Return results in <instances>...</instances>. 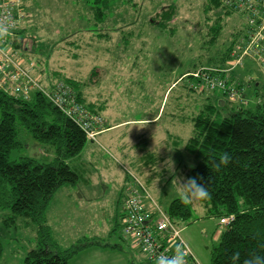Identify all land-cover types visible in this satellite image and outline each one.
Returning a JSON list of instances; mask_svg holds the SVG:
<instances>
[{
	"label": "trees",
	"instance_id": "obj_1",
	"mask_svg": "<svg viewBox=\"0 0 264 264\" xmlns=\"http://www.w3.org/2000/svg\"><path fill=\"white\" fill-rule=\"evenodd\" d=\"M77 1L79 2L77 6H80L81 0ZM132 1L134 0H128V2ZM63 2L67 5L69 1L63 0ZM82 2L85 4L82 11L78 10L75 14L83 20L78 19L79 22L69 23L66 18L72 19L73 16L68 11L63 14L65 21L58 22L61 28H54V30L60 29L61 38L53 43L51 49L42 45L38 34L39 28L35 25L30 26L29 23L34 16L29 11V5L27 10L25 8V16L20 26L10 34L9 39L11 47L18 51L24 64L30 68L33 76L41 84L49 88L58 81L70 85L80 102L91 112L103 117V131L99 133L101 135L109 129L103 113L106 102L88 99L84 90L86 85L84 79L68 75L61 70V67H50V58L55 46L57 42H63L79 49L82 46L77 40L85 38L86 34L89 37L87 45L92 46L94 35L101 40L110 41L113 37L111 33L117 31L120 36L114 49L125 52L133 47L135 39L141 41L144 34L141 30L137 31L135 22L121 21L124 17L120 12L122 6L119 7L117 4L126 0H82ZM204 12L208 20L210 13L214 20L212 24L209 22L206 24L208 31L206 35H202L204 41L206 38L205 42H216L227 20L236 15L243 20L241 28L232 33L231 42L225 50L217 56L218 58L206 64V66L224 67L232 60L231 53L245 34L248 26L245 20L246 14L237 13L227 7L225 0H207ZM115 13H117L116 18ZM178 16L179 6L176 2H172L152 14L145 25L148 26V31L155 28L167 30L176 22ZM109 20L113 27H104ZM62 26L73 27L62 29ZM203 65L195 64L193 69L182 73L167 88L168 91L173 85L177 86L179 81L188 78V82L183 86H188L192 90H189L190 93L206 94L201 109L191 117L192 135L184 142L175 139L176 148L178 150L180 146L179 150L183 149L197 160L195 168H190L188 172L189 177L203 176L205 182L211 177L209 190L212 198L201 202L208 212L218 215L220 219L234 215V219L225 225L218 244L212 249L210 264H231L230 257L234 251L240 252L242 264L252 252L264 254V73L253 58L246 57L244 63L234 68L228 75L231 83L244 88L246 101L231 102L219 89L191 86L196 80L189 73ZM256 69L261 75L257 78L254 73L253 75L250 73ZM98 70L94 68L91 74H97ZM90 78L93 80L92 76ZM217 90L219 94L215 93ZM0 113V209H10L13 218L31 217L39 226L37 246L28 252L22 264H71V257L83 248L90 245H107L97 238H92L79 239L73 245L63 248L54 237L46 216L47 207L54 193L61 186L76 184L80 179L79 173L70 164V158L78 156L88 141L97 140L89 138L76 122L37 89L32 90L27 98L0 89ZM24 130H28L41 144L54 150L55 157L52 162H41L32 157L11 159L13 149L25 145L22 138ZM138 144L140 146L141 143L137 142L133 146L136 147ZM149 148L148 144L143 143L140 149L143 154L139 159L124 154L128 159L131 158L130 161L139 176L129 173L126 175L127 183L123 186L118 210L113 217L114 226L111 230L113 233L121 228L124 231L123 203L127 187L134 183L138 186L137 181H140L150 191L155 173L164 178H166L164 174H168L164 167L159 171V164L166 160L168 155H164L162 149L158 156L157 152L153 155L148 152ZM225 151L233 156V161L227 166L216 169L215 164L218 162L219 154ZM181 161L183 162V158L177 154L176 165ZM155 166L158 168H154ZM171 179L170 176L168 180ZM147 210L151 211L153 216L157 215L158 211L151 201ZM163 210L180 227L192 217V205L185 206L178 197ZM2 254L3 244L0 241V260Z\"/></svg>",
	"mask_w": 264,
	"mask_h": 264
},
{
	"label": "rangeland",
	"instance_id": "obj_2",
	"mask_svg": "<svg viewBox=\"0 0 264 264\" xmlns=\"http://www.w3.org/2000/svg\"><path fill=\"white\" fill-rule=\"evenodd\" d=\"M27 1L29 11L34 16L29 24L39 28L42 45L49 46V49L61 38L60 29L54 28H61L58 22L65 21L63 14L68 11L73 16L72 19L66 18L69 23L83 20L75 14L78 10L82 11L85 5L82 0L78 7L77 0H67V5L63 0ZM172 2L179 6L176 22L167 30L155 28L148 31L145 24L149 22L150 16ZM206 3L207 0L118 2L117 6H122L120 12L124 16L121 21L135 22L137 31L141 30L144 34L141 41L135 39L133 47L125 52L114 49L120 36L117 31L111 33L113 37L110 41L94 35L92 46L87 45L89 37L86 34L85 38L77 40L82 46L79 49L68 43L57 42L50 58V67H61L68 75L84 79L88 99L106 102L103 113L110 122L153 118L160 113L153 120L156 123L122 124L114 131L99 135L97 141H88L78 156L70 158V164L79 173L80 179L76 184L61 186L47 207V223L54 237L63 248L79 239L97 238L101 243L109 246L118 244L122 249L116 252L115 257L106 258L98 254L97 248H91L83 252L87 254L72 256L71 264H155L132 237L125 235L122 228L111 232L114 226L112 218L122 187L127 183V173L137 174L131 158L127 157L130 155L139 159L143 154L140 149L146 140L150 146L148 152L153 155L157 152L158 156L161 149L164 155L171 156L174 161L177 154L181 155L183 162L178 163L176 168L186 177H189L190 165L197 162L182 148L179 150V144L177 150L175 139L184 142L192 135L191 117L201 109L206 94L190 93L192 90L183 86L188 78L179 81L177 86L173 85L168 91L167 88L182 73L193 69L195 64L206 65L218 58L231 42L232 33L243 25V20L236 15L226 21L216 42H205L206 38L204 41L202 35L208 31L206 24L214 22L211 13L210 20L206 17ZM116 16L117 13L114 14ZM66 27L62 26V29ZM104 27L113 25L109 20ZM94 68L99 69L97 74H91ZM253 72L256 78L261 76L257 69ZM215 93L219 94V90ZM136 122L139 121H132ZM22 138L25 145L13 149L10 155L12 160L32 157L41 162L53 161L54 150L41 144L31 132L24 130ZM137 142L141 143V147L139 144L133 146ZM123 145L128 148V156L122 154ZM163 161L159 164V171L164 167ZM158 175L155 173L150 191L154 201L167 209L178 196L168 180L170 175L164 174L168 179ZM38 227L31 217L13 218L10 209H0V241L3 244L1 264H22L28 252L37 246ZM224 228L220 217L209 213L202 203L192 205V217L181 225V234L199 264L211 263L212 249L218 244Z\"/></svg>",
	"mask_w": 264,
	"mask_h": 264
},
{
	"label": "built area",
	"instance_id": "obj_3",
	"mask_svg": "<svg viewBox=\"0 0 264 264\" xmlns=\"http://www.w3.org/2000/svg\"><path fill=\"white\" fill-rule=\"evenodd\" d=\"M225 5L237 13L246 14L248 26L245 34L233 49L232 60L224 67L203 65L190 72L189 75L196 80L191 86L219 89L231 102L246 101L244 88L231 83L228 75L234 68L242 65L246 57L253 58L264 73V0H225ZM25 8L24 0H0V20L10 23L7 37L0 41V89L26 98L30 96L32 90H40L59 110L76 122L89 138L97 140V136L103 131V117L91 112L80 102L70 85L62 81H58L50 88L41 84L24 64L18 51L11 47L10 34L20 26L25 16ZM137 183L138 186L134 183L126 189L123 203L124 231L141 246L142 250L145 241L148 240L152 243L155 254L171 255L173 245L184 240L182 229L154 201L151 192L140 181ZM150 201L158 211L156 216L147 210ZM233 219L232 214L221 218L220 223L227 225ZM188 250V264H199L189 245ZM146 254L154 260L152 254Z\"/></svg>",
	"mask_w": 264,
	"mask_h": 264
},
{
	"label": "clouds",
	"instance_id": "obj_4",
	"mask_svg": "<svg viewBox=\"0 0 264 264\" xmlns=\"http://www.w3.org/2000/svg\"><path fill=\"white\" fill-rule=\"evenodd\" d=\"M10 23L0 20V41H3L9 33ZM233 161V156L225 151L219 154L218 162L215 164L216 169L222 166H227ZM163 166L171 176V186H174L180 202L187 205H197L201 202L209 201L212 198V193L209 190L211 177L208 181H204L203 176L186 177L180 174V170L176 168V162L170 157L163 161ZM190 168H195V165H190ZM145 253L154 256L155 264H188L187 257L189 255L188 245L184 240H180L173 245L171 255L155 254L153 245L150 241H145L143 249ZM231 264H241V254L239 251H234L230 257ZM242 264H264V254L252 252L242 261Z\"/></svg>",
	"mask_w": 264,
	"mask_h": 264
},
{
	"label": "crops",
	"instance_id": "obj_5",
	"mask_svg": "<svg viewBox=\"0 0 264 264\" xmlns=\"http://www.w3.org/2000/svg\"><path fill=\"white\" fill-rule=\"evenodd\" d=\"M25 5H26V10L28 9L27 6L29 5L28 1L27 0H24ZM78 7V6H77ZM232 73V72H231ZM251 75H253L252 73L254 72H250ZM248 73V74H250ZM247 75V74H246ZM160 113H158L156 116H154L153 118H147V119H128V120H123V121H118V122H110L108 119H107V127L109 129H107L104 133L106 132H109V131H114L116 130L117 128H120L122 124L124 125H128L130 126L131 124H152V123H156L154 122L153 120H156L158 117H159ZM132 121H139V122H136V123H132ZM123 125V126H124ZM102 133V134H104ZM101 134V135H102ZM142 140H145V139H142ZM135 144V143H134ZM144 144H148V141L146 140L144 142ZM128 148H126L124 145L122 147V154L126 155V154H129V151L127 150ZM122 190H123V187H122ZM118 200V199H117ZM119 205V203H118ZM118 206H116V210L114 212V215H116V211L118 210L117 209ZM121 208V207H120ZM114 217V216H113ZM113 220V218H112ZM91 248H97V252L99 255L103 256V257H106V258H112V257H115V254L116 252H121V246L118 245V244H115V245H90V246H87L85 248H83L79 253L77 254H87V253H83V252H88L87 250H91ZM121 249V250H120ZM152 260V259H150ZM154 261V260H152ZM155 262V261H154ZM70 263H71V259H70Z\"/></svg>",
	"mask_w": 264,
	"mask_h": 264
}]
</instances>
